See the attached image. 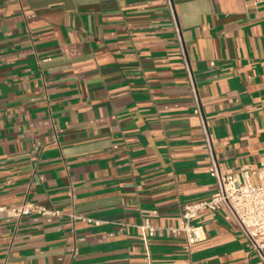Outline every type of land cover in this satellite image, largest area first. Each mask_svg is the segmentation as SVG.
I'll return each mask as SVG.
<instances>
[{
    "label": "crops",
    "instance_id": "obj_1",
    "mask_svg": "<svg viewBox=\"0 0 264 264\" xmlns=\"http://www.w3.org/2000/svg\"><path fill=\"white\" fill-rule=\"evenodd\" d=\"M203 126L223 173L264 159V0H0V207L62 211L0 210V264H264L225 209L175 230Z\"/></svg>",
    "mask_w": 264,
    "mask_h": 264
},
{
    "label": "built area",
    "instance_id": "obj_2",
    "mask_svg": "<svg viewBox=\"0 0 264 264\" xmlns=\"http://www.w3.org/2000/svg\"><path fill=\"white\" fill-rule=\"evenodd\" d=\"M196 112H199L198 107ZM203 131L208 150L206 157L209 161L208 172L215 180L216 189L207 199L184 204L182 206V220L175 230L185 233L187 243H194L202 239L201 231L199 230L200 227L192 225L190 220L206 209H225L245 236L249 253L256 254L264 261V159L255 168L243 167L237 171L223 173L212 149L205 126H203ZM0 210L16 219L31 213L53 216L62 214V211L58 209H48L32 203L0 207ZM72 217L79 218L81 216L72 215ZM86 220L91 221V219ZM141 227L144 231V239L154 234L155 229L148 222H145Z\"/></svg>",
    "mask_w": 264,
    "mask_h": 264
},
{
    "label": "rangeland",
    "instance_id": "obj_3",
    "mask_svg": "<svg viewBox=\"0 0 264 264\" xmlns=\"http://www.w3.org/2000/svg\"><path fill=\"white\" fill-rule=\"evenodd\" d=\"M253 181H255V179H253Z\"/></svg>",
    "mask_w": 264,
    "mask_h": 264
}]
</instances>
